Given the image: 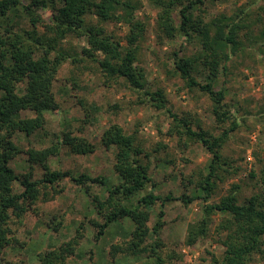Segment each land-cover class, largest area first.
<instances>
[{
  "label": "trees",
  "instance_id": "obj_1",
  "mask_svg": "<svg viewBox=\"0 0 264 264\" xmlns=\"http://www.w3.org/2000/svg\"><path fill=\"white\" fill-rule=\"evenodd\" d=\"M207 0H148L157 11L156 26L162 37L173 39L183 36L188 43L194 42L196 53L191 57L180 56V50L171 55V64L189 89H198L212 102V115L217 125L229 124L221 136L214 137L201 127L193 128L192 120L181 118L168 107L163 90H149L145 74L138 68V42L146 33V25L136 20L134 15L141 8L139 2L127 0H29L23 5L20 0H0V20H7L9 12L18 6L28 19L30 30L16 29L8 23H0V254L8 247H24L12 233L10 220L21 218L41 199L52 198L63 192L56 189L68 180L74 186L84 188L91 199L96 214L102 223L90 220L95 229L96 241L105 234L106 229L117 222L130 220L133 230L130 239L111 244L109 257L112 261L121 256L153 259L155 264H163L165 258L161 231L164 226V208L179 200L188 206L201 200L202 217L190 224L187 229L185 245L195 246L210 232L211 217L220 215L221 220L215 228L223 249L220 257L211 255L206 264H252L255 259L264 264V173L260 179L261 193L240 201L238 187L219 201L212 197L217 182L225 172L220 149L229 134L237 130L241 123L227 107L224 90L218 86L219 79L228 71L229 62L241 52L254 46L264 60V29L259 27V19L248 20V9H238L233 16L224 14L205 21L200 7ZM211 1V0H210ZM264 1V0H262ZM257 0L253 1L255 4ZM49 10L51 22L46 23L38 11ZM259 10L264 12V7ZM179 17L175 24L174 12ZM88 18H96L99 23L123 22L128 26L127 47L122 49L119 41L108 35L99 24H90ZM1 22V21H0ZM42 28L43 33H40ZM255 28H258L256 35ZM85 38L89 47L83 56H72L59 49L66 38ZM244 39V40H243ZM100 51L102 59L92 55ZM85 58L95 61L102 74L110 79L123 80L124 85L134 94L141 105H149L156 111H164L172 121L168 135L185 137L200 143L211 155L207 174L195 187L197 195L174 197L171 193L162 196L154 191L156 186L150 175V154L145 152L136 136L125 134L123 129L112 124L101 135V146L114 148V173L120 182L107 190L102 200L90 192V185H105L101 177L89 174L75 175L70 171L52 170L49 162L58 158L60 148L66 146L74 155H88L95 152V146L87 139L73 135L70 131H60L51 144L36 149H20L10 139L17 133L27 138L38 135L46 123L45 112H59L60 106L53 93V83L59 68L66 62L78 64ZM23 85V88H20ZM75 86V83H73ZM78 104L88 118V108L82 100ZM30 111L33 117L23 118L21 113ZM23 152L27 162L42 169V177L33 179L31 171L17 173L9 163ZM32 167V166H31ZM253 178L254 176L251 175ZM15 185L21 191L15 192ZM149 191L146 192V188ZM160 205L155 224L150 228L149 210ZM58 229H54L57 231ZM152 238L148 242V238ZM82 239V225L75 237L61 243L57 248L37 255L35 264H66L72 257ZM170 255L168 258H173ZM181 256H177L180 258Z\"/></svg>",
  "mask_w": 264,
  "mask_h": 264
},
{
  "label": "rangeland",
  "instance_id": "obj_2",
  "mask_svg": "<svg viewBox=\"0 0 264 264\" xmlns=\"http://www.w3.org/2000/svg\"><path fill=\"white\" fill-rule=\"evenodd\" d=\"M20 1L22 6L29 3V0ZM129 1L141 4L134 17L146 25V33L137 45L135 65L143 70L147 88L163 90L170 110L181 118L191 119L194 130L199 126L214 137L221 136L224 130L229 129V124L217 125L209 97L198 89H189L171 64V55L179 49L180 56L184 58L194 55L197 50L194 42L188 43L183 36L177 35L171 40L160 38L162 35L156 26L157 11L149 5L148 0ZM253 1L207 0L196 14L201 13L205 21H208L221 14L233 16L238 13V9H248V20L255 21L258 18L260 23L257 25L264 29V12L259 10L260 6L264 7V1L257 0L252 4ZM22 6L14 8L8 13L7 20H0V23L9 22L17 30H30ZM38 14L44 22H51L49 10H40ZM173 17L178 25L177 11ZM87 21L103 27L108 35L120 42L122 49L127 47L128 26L125 23H99L96 18H88ZM257 30L255 28L253 35H256ZM40 33H43L42 28ZM258 47L259 44L238 53L229 62L226 75L219 79L218 86L225 92L224 102L241 125L229 134L220 149L226 165L222 168L225 171L221 172L222 180L217 182L214 190L213 202L228 195L233 187H238L237 197L240 201L261 193L260 179L264 173V60ZM59 49L66 54L82 57L89 47L85 38L69 37L59 44ZM92 55L98 59L103 58L100 51L93 50ZM110 80L107 82L98 64L92 59L85 58L78 64L64 63L53 83L59 112L44 113L46 123L38 135L27 138L23 133H17L10 141L26 150L29 147L41 149L51 144L60 131H70L75 136L87 139L95 146L94 153L74 155L68 152L66 146H62L58 158L48 165L52 170L101 177L105 185H90V192L104 200L108 188L117 185L120 178L113 170L114 148L104 149L100 140L106 128L117 124L125 134L135 135L144 151L150 154V175L156 184L154 191L162 196L171 193L177 198L197 195L195 185L206 176L210 163L211 155L208 151L200 143L168 135L172 121L166 112L141 105L137 95L124 85L123 80ZM79 100L88 108L87 120L84 109L78 104ZM33 116L30 111L21 113L23 118ZM9 166L17 173L31 171L34 180L42 177V169L30 165L23 152ZM56 189H63V192L52 198L50 189L48 198H41L21 218L12 217L10 227L13 236L24 243V247L6 248L0 254V264H35L39 253L55 249L61 243L73 239L81 225L82 239L66 264H155L153 259L144 257L121 256L112 261L109 257L110 246L130 239V232L134 228L130 220L110 225L99 241H96V231L89 221L102 223L103 220L96 214L84 188L64 180ZM149 189L148 185L146 192ZM20 191L19 186L15 185V192ZM203 205L201 200L188 206L177 200L165 206L164 226L160 236L164 244L161 253L165 258L163 264H206L211 255H222L223 249L215 234V228L222 219L220 215L211 217L212 224L206 238L195 246L185 245L187 229L190 224L201 219ZM160 210V205L149 210L150 228L155 224ZM55 228L58 230L54 231ZM151 241L152 238H148V242ZM170 255H174L172 259L168 258ZM252 264L262 263L256 258Z\"/></svg>",
  "mask_w": 264,
  "mask_h": 264
}]
</instances>
